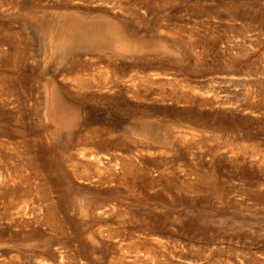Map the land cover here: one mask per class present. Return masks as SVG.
<instances>
[{"label":"rangeland","instance_id":"obj_1","mask_svg":"<svg viewBox=\"0 0 264 264\" xmlns=\"http://www.w3.org/2000/svg\"><path fill=\"white\" fill-rule=\"evenodd\" d=\"M0 264H264V0H0Z\"/></svg>","mask_w":264,"mask_h":264},{"label":"bare ground","instance_id":"obj_2","mask_svg":"<svg viewBox=\"0 0 264 264\" xmlns=\"http://www.w3.org/2000/svg\"><path fill=\"white\" fill-rule=\"evenodd\" d=\"M100 30H101V29H100ZM108 31H109V33H110V30H108ZM108 31H107V34H108ZM110 34H111V33H110ZM108 37H109V38H112L110 35H108ZM121 38H122V36L120 35V33L116 34V35L113 37V39H115L116 41H120ZM110 41H111V40H110ZM110 41H109V42H110ZM114 42H115V41H114ZM61 103H62V102L59 101V99H57V98L54 100V105H55V106H57V105L60 106Z\"/></svg>","mask_w":264,"mask_h":264}]
</instances>
